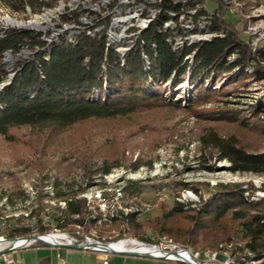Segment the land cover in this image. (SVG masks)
Masks as SVG:
<instances>
[{"label":"trees","instance_id":"16d2710c","mask_svg":"<svg viewBox=\"0 0 264 264\" xmlns=\"http://www.w3.org/2000/svg\"><path fill=\"white\" fill-rule=\"evenodd\" d=\"M58 1L1 0L13 14L28 10L39 13ZM191 3L193 0H187L185 6L192 8ZM181 7L180 2L164 1L161 12L142 30L141 40L123 56L106 44L104 32L93 36L81 32L72 41L62 37L47 44L33 30L4 31L0 36V135L6 136L10 129L19 126L50 125L62 129L90 119L128 117L154 106L182 107L183 101L192 109L221 100L224 105L201 109L196 111V116L264 131L263 98L243 102V106L239 105L241 102L229 106L225 99L243 90L248 78L264 82V45L251 51L246 39L231 27L222 11L206 28L214 34L209 40L175 48L168 40L169 32L159 28L168 19L166 8L180 11ZM204 12L205 9H199L194 18ZM221 29L223 34L217 35ZM23 47L31 54L17 60L12 68L14 73L7 81L3 52L10 49L16 53ZM183 84L189 86L188 92L180 93ZM200 139L218 153L219 159L230 161L231 171L264 173V150H248L234 136L221 135L215 129H208ZM107 160L104 158L98 164L94 174L102 176L111 170L112 163ZM124 188L128 191L129 185ZM244 192L239 183L220 185L197 206L189 205L186 210L182 203L175 201L155 222H138L135 213L123 214L120 209L111 220L115 227L127 223L134 234L144 239L149 238L144 232L140 234L141 228L149 226L160 234H167L178 245L194 250L239 242L232 252L247 250L251 254L245 257L261 259L264 257V198L249 200ZM78 193L57 191L56 196L64 198L65 205L53 207L49 219L56 228L70 231L78 226L86 231L99 228L97 237L102 238V232L107 229L103 226L105 223H98V217L91 215L90 203ZM37 210L28 217L21 215L0 221L5 224V236L49 232L53 226L44 224ZM28 219L32 222L25 224Z\"/></svg>","mask_w":264,"mask_h":264},{"label":"rangeland","instance_id":"374dc122","mask_svg":"<svg viewBox=\"0 0 264 264\" xmlns=\"http://www.w3.org/2000/svg\"><path fill=\"white\" fill-rule=\"evenodd\" d=\"M198 4L205 12L197 16V21L205 24L206 28H209L211 19L218 18L223 11V17L246 39L251 51L264 45V0H193L191 7L198 10ZM43 11L31 13L28 10L27 13L13 14L0 0L3 24L7 17L26 23L39 17ZM52 22L53 18L50 20ZM43 25L47 33L53 27L45 22ZM34 28L32 26L29 29ZM208 31L203 28L201 35L205 38L214 35ZM220 31L217 35L223 34V30ZM29 56V52L12 53L6 59L8 75L18 59ZM246 70L251 71V68ZM263 85V81L248 78L243 90L237 91L234 96L225 97V102L229 106L241 102L239 105L243 106V102L264 99ZM188 88V85L183 84L180 93L188 92ZM181 103L182 107L154 106L128 117L90 119L62 129L50 125L19 126L10 129L6 136L0 135V221L21 215L28 217L31 212L41 209L37 211L42 222L53 226L47 233L58 229L76 239L74 244L84 245L87 238L89 241L109 243L122 239L159 242L165 237L169 245L173 241L167 234H160L144 225L140 234L144 232V236L149 238L144 239L134 234L133 228L127 223L115 227L111 218L120 209L123 214L135 213L138 222H155L175 201L182 203L186 210L189 205L197 206L201 199L208 197L220 185L231 183H239L249 200L264 198V173L231 171L230 161L219 159L218 153L200 139L202 133L215 129L221 135L234 136L248 150H264V131L196 116V111L221 105L222 100L192 109H188L183 101ZM104 158L112 163L111 170L102 176L94 174ZM208 167H212V170ZM127 185L128 191L124 188ZM116 189L122 190V194L116 203L110 202L112 213L99 214L96 195L101 192L110 197ZM57 191H78V196L86 198L90 203L91 215L98 217V223H105L103 226L107 229L102 232V238L97 237L99 228L95 227L89 231L79 226L74 227L73 231L55 227L49 216L54 208L65 205L64 198L56 196ZM24 222L30 224L32 221L28 219ZM4 227L5 224L0 222V238L7 239ZM237 243L224 242L215 249L186 248L198 254L202 262L207 261V255L216 252L219 253L217 260L229 257L237 264L264 263V257H245V254H251L247 250L232 252ZM170 244L184 247L175 242ZM58 252L67 264H103L104 258L111 264H176L171 259L57 247L39 240L21 248L0 250V257L3 254L11 255L15 264H37L48 258L52 264H56Z\"/></svg>","mask_w":264,"mask_h":264},{"label":"bare ground","instance_id":"6f19581e","mask_svg":"<svg viewBox=\"0 0 264 264\" xmlns=\"http://www.w3.org/2000/svg\"><path fill=\"white\" fill-rule=\"evenodd\" d=\"M174 3H181L182 7L180 11H183V3L182 0H172ZM187 2H184V10L186 13H193L196 9L193 8H187L185 6ZM170 10V9H169ZM112 12V5L109 4L108 0H59L54 6L50 8L44 9L42 14L31 20L27 21L26 23L20 22L16 18L7 17L5 19V24L1 23L0 18V36L1 34L9 29H15V28H31L32 26L35 27L34 29H29L33 31H40L41 38L43 41H45L47 44H50L54 41H58L60 38L64 37L65 39L72 41L74 37L81 32L86 33L87 35H95L100 32H104L106 44L110 47H112L114 50H116L120 56H123L128 50L133 48L138 41L141 40V32L145 28L148 27V25L156 18L157 16V10H148V11H142L141 5L138 4H126L122 7H118L115 9V16L117 17H132V14L134 15H140L141 19H149V17H154L149 20V22H145L142 26L139 27L137 30V38L135 36H129V35H121L119 38H113L112 33L115 34H123L124 32H128V23L126 22H111L110 23V30H106V24H97L94 27H79L84 21V18L86 17V21L88 23H95L96 22V14H103V17H111ZM53 18L54 22L50 23V20ZM200 18V17H199ZM166 20V19H165ZM168 20H170V13H168V19L164 21L162 24L163 30L165 32H169L168 40L172 41L173 47H182L184 45H191L193 43H198L201 41L209 40L212 36H207V38L203 37L201 35L202 29L205 30L206 27L201 23V21H197V19L194 18L193 15H183L179 19V25H171V23H167ZM45 22L46 25L52 24L53 27H51L50 32H46L44 30L45 25H43ZM28 25V26H26ZM49 28V27H48ZM188 29V30H185ZM210 32V31H208ZM212 33V32H210ZM42 35H46L42 36ZM202 36V37H200ZM191 40V41H189ZM122 50V51H120ZM22 53H30L31 51L28 48H22ZM12 51L10 49H6L3 52V62L6 63L8 60H6L9 56H12ZM19 62V61H18ZM7 64V63H6ZM13 71L9 73V77H7V81L10 80L11 76L13 75ZM122 191V190H121ZM119 189H116L112 196H105L103 194L98 193L96 197L99 200L98 210H101V207H104V202L108 201H115L121 196L122 192ZM83 196V195H82ZM85 196V195H84ZM91 197V196H90ZM93 198V197H92ZM97 200V199H96ZM97 200V201H98ZM63 204H65V201L63 200ZM110 208H105L103 213H100L101 215L111 214ZM64 235H67L63 232H60L58 229H54L51 233L44 234L42 237L47 241H53L54 237H61L62 239L65 237ZM0 241V250L11 247V246H17L21 243H23L24 239H18L15 241H8L4 238H1ZM138 240L135 239H128L126 240H118L117 242H109L108 248L113 250H121V251H144L147 249L150 251H154V253H158L156 248H150L147 246H138L137 243ZM159 242H162V245L165 247H173V248H180L175 247L173 242H170L169 245L167 244V240L165 237L163 239H160ZM216 254V252L212 253ZM183 257L186 260H192L195 261L192 256L188 254L183 255Z\"/></svg>","mask_w":264,"mask_h":264},{"label":"built area","instance_id":"2783aa9c","mask_svg":"<svg viewBox=\"0 0 264 264\" xmlns=\"http://www.w3.org/2000/svg\"><path fill=\"white\" fill-rule=\"evenodd\" d=\"M108 1H109V4L112 5L111 17H103V14H96L95 23H88L85 17L83 23L79 27L80 28L81 27L91 28V27L96 26L97 24H106V30H110L111 22H126L128 23V32H124L123 34L112 33V37L119 38L121 37V35H129V36H135V38H137V30L139 29V27L142 26L145 22H149V20L154 17H149V19H141L140 15H134V14H132V17H117L115 16V9H117L118 7H122L123 5H126V4H138V5H141L142 11L157 10V14H159L164 7V1H167V0H108ZM184 2H187V0H182L183 11L168 10V8L165 9V12L170 13V20H168L167 23H171V25H179V19L181 16L196 15L197 11L200 9V5L198 4V10L193 11V13H186L184 10ZM206 21H210V19L209 20L206 19ZM159 30L162 31L163 27L159 28ZM185 30H188V29H185ZM42 36L46 37V35H42ZM110 202H113V201L104 202V207H101V210H99V214L103 213L105 208H110ZM64 236L65 237L63 239L61 237H54V240L52 242L45 240L43 237L42 239L48 242L51 246H57V247H60L61 244L72 245L76 242V239H74L73 237H70L69 235H64ZM122 240L127 241L128 239H122ZM36 241L37 240H23V243L17 246H11V249L13 250V249L21 248V247L30 245ZM87 242H89V238L86 239V243ZM137 243H138V246L141 245V246H147L150 248H156L158 253H154V251H150L148 249L147 251L146 250L138 251V252L151 253L155 258L167 257L174 261H180V262L187 263L186 261L188 260H186L183 257V255L188 252V254L192 256L195 261H198L201 264H237L235 263V260L233 258H229V257H225L224 260H217L219 253L207 255V261L202 262L198 259V254H195V252L189 251L188 248L186 247H183V248L165 247L162 245V242L137 241ZM85 245L86 244L84 243V246ZM116 251H121V250H116ZM56 257H57V264H67L66 259L62 257L60 252L56 254ZM14 263H15V260L11 255L3 254L0 257V264H14ZM102 263L111 264L107 258H104L102 260ZM112 264H124V262L112 263Z\"/></svg>","mask_w":264,"mask_h":264},{"label":"water","instance_id":"95a60500","mask_svg":"<svg viewBox=\"0 0 264 264\" xmlns=\"http://www.w3.org/2000/svg\"><path fill=\"white\" fill-rule=\"evenodd\" d=\"M44 234H32V235H24V236H16V237H12V238H7L5 240L8 241H15L18 239H24V240H39L42 241L43 243L50 245L48 242H46L45 240L42 239V236ZM2 239L0 238V241ZM62 247H70V248H75V249H91V250H100V251H106V252H117V253H121V254H127V255H135V256H142V257H152L155 258L151 253H147V252H138V251H133V250H128V251H116L113 249L108 248L109 243H105V242H101V241H89L86 243V245H82V244H72V245H66V244H61ZM11 247H6L2 250L7 251L9 250ZM160 259H170L167 257H162ZM189 264H201L198 261H191L188 260L186 261Z\"/></svg>","mask_w":264,"mask_h":264},{"label":"crops","instance_id":"0c3cea01","mask_svg":"<svg viewBox=\"0 0 264 264\" xmlns=\"http://www.w3.org/2000/svg\"><path fill=\"white\" fill-rule=\"evenodd\" d=\"M57 260V258H56ZM15 264V263H14ZM37 264H52L50 259H43V260H40ZM56 264H57V261H56Z\"/></svg>","mask_w":264,"mask_h":264}]
</instances>
